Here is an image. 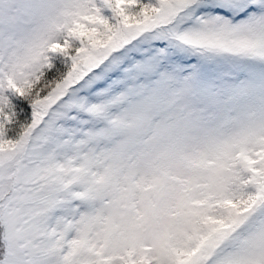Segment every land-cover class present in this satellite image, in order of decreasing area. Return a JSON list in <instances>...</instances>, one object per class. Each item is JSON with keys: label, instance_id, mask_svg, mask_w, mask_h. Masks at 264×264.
Instances as JSON below:
<instances>
[{"label": "snow or ice", "instance_id": "snow-or-ice-1", "mask_svg": "<svg viewBox=\"0 0 264 264\" xmlns=\"http://www.w3.org/2000/svg\"><path fill=\"white\" fill-rule=\"evenodd\" d=\"M0 264H264V0H0Z\"/></svg>", "mask_w": 264, "mask_h": 264}]
</instances>
